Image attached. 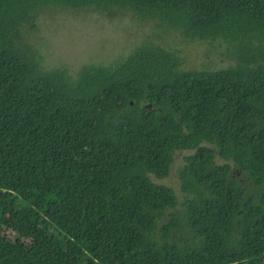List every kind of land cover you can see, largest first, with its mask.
<instances>
[{
  "label": "trees",
  "instance_id": "trees-1",
  "mask_svg": "<svg viewBox=\"0 0 264 264\" xmlns=\"http://www.w3.org/2000/svg\"><path fill=\"white\" fill-rule=\"evenodd\" d=\"M54 10H130L234 64L146 41L49 68ZM178 152L181 199L151 179ZM0 264H264V0H0Z\"/></svg>",
  "mask_w": 264,
  "mask_h": 264
},
{
  "label": "rangeland",
  "instance_id": "rangeland-1",
  "mask_svg": "<svg viewBox=\"0 0 264 264\" xmlns=\"http://www.w3.org/2000/svg\"><path fill=\"white\" fill-rule=\"evenodd\" d=\"M108 14L90 11L75 14L65 10L43 12L36 20L34 39L40 46L44 65L49 68L64 65L73 73L84 63L116 61L146 41L177 50L182 58L181 68L185 70L234 64L224 40L208 42L183 37L165 24L142 18L130 10H113L111 15ZM182 155V152L176 153L167 177L151 176L154 182L172 187L179 199L182 193L177 169L183 162Z\"/></svg>",
  "mask_w": 264,
  "mask_h": 264
}]
</instances>
